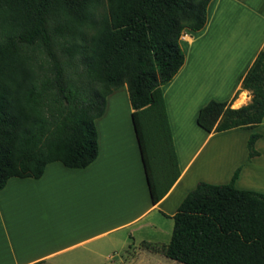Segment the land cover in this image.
Here are the masks:
<instances>
[{
	"label": "trees",
	"instance_id": "trees-1",
	"mask_svg": "<svg viewBox=\"0 0 264 264\" xmlns=\"http://www.w3.org/2000/svg\"><path fill=\"white\" fill-rule=\"evenodd\" d=\"M98 1L0 0V190L11 176L39 178L51 161L67 168L91 163L98 154L94 120L108 94L123 85L152 202L177 180L161 85L183 64L179 36L205 25L209 0H105L96 19ZM83 25L91 27L88 35ZM238 82L250 102L231 106L237 91L210 99L196 114L201 129L252 128L262 120L264 51ZM259 137L250 133L248 159L258 155ZM237 173L238 167L224 183L198 180L185 194L160 248L164 257L264 264V193L236 186Z\"/></svg>",
	"mask_w": 264,
	"mask_h": 264
},
{
	"label": "crops",
	"instance_id": "crops-1",
	"mask_svg": "<svg viewBox=\"0 0 264 264\" xmlns=\"http://www.w3.org/2000/svg\"><path fill=\"white\" fill-rule=\"evenodd\" d=\"M179 45L186 49L184 62L173 77L161 85L179 170L177 180L166 195L156 203L151 200L139 141L130 119L132 108L129 103L130 109L126 111L134 139L132 158L137 164V175L144 181L148 201L136 216L129 219L127 196L123 207L118 198L114 204L111 200L97 199V189L107 186L105 167L110 158L106 153L107 149L111 151V146L105 144L107 138L104 129L113 123V119L107 116L109 108L113 107L109 105L107 97L117 96L114 90L106 97L104 112L94 120L98 154L91 163L84 168H67L59 161H51L37 179L11 176L6 180L0 190V202L18 199L22 191L31 204V210L37 209L39 215L33 216L29 223H12L5 214L0 215V235L9 243L0 245L7 254L0 264L95 262L97 252L101 251L103 245L96 242V237L132 225L135 226L131 233L135 236L131 235L130 241L129 232H126L124 239L120 238L119 250L137 247L139 253L145 249L141 247L144 241L164 245L158 239L166 240L169 237L170 240L172 230H163L159 223V232L154 231L152 228H155L159 219L155 218L153 224L145 216L155 210V215L171 217L178 203L198 180L224 183L230 179L236 167V186L264 193V183H261L264 182V117L252 128L234 126L218 132H206L195 121L199 109L210 99H230L237 91L233 99L237 103L236 107L250 102L251 95L239 88L238 78L247 70L257 53L264 51V0H209L205 25L197 30L185 28L179 36ZM175 81L178 90L170 96L168 89ZM182 90L191 93L192 99L190 106L185 107L183 112L182 107L174 103L176 94ZM124 120L127 122L126 118ZM186 124L191 129L187 133L183 129ZM253 132L260 134L254 145L258 155L248 159L246 144ZM213 138H218L219 142L225 140L223 146L217 148L216 157L209 156L215 152L211 146L210 151L204 154ZM208 162L217 164V169L225 163V170L219 172L215 169L207 173ZM36 218L39 221L35 222ZM23 241L27 244L25 252L21 253L17 251V245ZM111 256L99 255L102 259H110Z\"/></svg>",
	"mask_w": 264,
	"mask_h": 264
},
{
	"label": "rangeland",
	"instance_id": "rangeland-1",
	"mask_svg": "<svg viewBox=\"0 0 264 264\" xmlns=\"http://www.w3.org/2000/svg\"><path fill=\"white\" fill-rule=\"evenodd\" d=\"M99 5L94 10V16L95 18H100L101 14L106 9V2L105 0H99ZM83 31L86 33V35L89 34L91 31L90 26H84L82 27ZM182 47V46H181ZM183 49V47H182ZM186 50V49H185ZM183 49V51L185 52ZM38 56L40 59H42L41 54L38 53ZM39 59V60H40ZM44 60V59H43ZM178 90V83L175 81L173 85L170 86L168 89L169 95L172 96L174 92ZM115 93L117 96L113 97L109 96L107 97V100L109 102L110 106V113L107 114L108 117H111L113 119V123L109 124V127H106L104 129L105 135L107 140L105 141L106 146L110 145L111 151H108L107 149V157L110 158L107 160V167H105L107 170L105 175V181L107 182V186L105 188H99L97 189L96 196L97 199L100 200H108V202H114L118 198L122 202V207L125 204L126 196H127V213L129 215V219L136 216L138 212H140L141 209L144 208L145 203L148 201V199L145 196V185L144 181L139 178V174L137 171V164L134 163V154L132 153V146H134V139L133 135L131 133V127L129 124V118H128V112L127 109H130L129 101H128V93L125 89V86H121L118 89L115 90ZM114 93V94H115ZM125 94V98H124ZM177 98L175 99L174 103L177 106H181L180 108L183 110L185 107L190 106L192 103L191 99V93H187L182 91H178L176 94ZM245 100V99H244ZM233 107L237 106V103H234L232 101ZM106 116V117H107ZM124 118H126L127 122H125ZM185 132H190V127L186 124V126L183 127ZM219 142L218 138H213L211 142L206 146L204 150V154L208 151H210L209 146L213 150H215L214 155L209 154V156L216 157V151L217 148H221L223 144L225 143L224 139L220 140ZM193 142V140H192ZM218 142V143H217ZM218 145V146H217ZM218 153V152H217ZM133 159V162H132ZM217 158L213 159L216 160ZM207 165V173H211L213 171H219L223 172L225 170V163H223L220 167L217 169V164L208 162ZM138 174V175H137ZM262 180V179H261ZM257 181L255 180V183ZM259 182V181H258ZM101 183V181H99ZM264 183V182H261ZM100 184H97L99 186ZM126 189L128 192H126ZM8 190V189H7ZM21 192V196L18 199H11L10 202L8 200L3 201V203L0 202V215H6L7 219L10 220V222L15 223L16 221H20L21 223H29L31 218L33 216H38L39 211L31 210L30 202L26 200V195L24 192ZM99 192V194H98ZM98 194V195H97ZM27 196H29L27 194ZM22 199V200H21ZM21 200V201H19ZM104 200V201H105ZM103 201V202H104ZM26 203V204H25ZM33 211V212H32ZM155 210H151L146 216L145 219L152 220V223L155 221V218H158L157 224H155V228H152L154 231L159 232V223L161 224V228L163 230L170 231L172 230L173 223L172 218L169 216H162V215H155ZM154 219V220H153ZM39 221L37 218L35 220ZM154 224V223H153ZM152 224V225H153ZM135 225L123 227V229L116 231L115 233L103 235L101 237H96V242L98 244H103L102 249L100 252H97V257L95 258V262L88 261L87 263L80 262V264H184V263H178L176 261L167 259L163 256L161 252V246L159 244H155L153 247H147L144 242L141 247L145 248L144 250H141L139 253L137 250V247H130L126 250H119V245H121L120 238H123L126 236V232H129L130 235V241L132 239V236H135L133 233H131V229ZM148 228V227H147ZM149 229V228H148ZM97 230H100V227H97ZM115 235V236H114ZM114 236V237H113ZM0 245H8L7 239H3V237L0 235ZM136 238V237H135ZM162 243H167L169 241V237L165 239H158ZM26 241V239H25ZM27 243L23 241L22 244L17 245V251L19 252H25V246ZM111 245H114L112 247ZM141 245V244H140ZM105 254H111L112 256L110 259H102L99 257V255L103 256ZM7 254L5 253L3 248H0V260H4L6 258ZM82 256V255H80ZM83 260V259H82Z\"/></svg>",
	"mask_w": 264,
	"mask_h": 264
}]
</instances>
